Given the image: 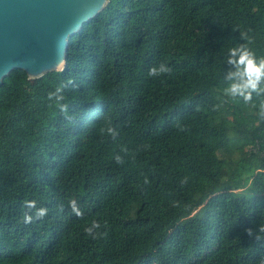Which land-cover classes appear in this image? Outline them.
I'll use <instances>...</instances> for the list:
<instances>
[{
	"label": "trees",
	"instance_id": "obj_1",
	"mask_svg": "<svg viewBox=\"0 0 264 264\" xmlns=\"http://www.w3.org/2000/svg\"><path fill=\"white\" fill-rule=\"evenodd\" d=\"M240 32L264 56V0H110L64 70L8 75L0 264H258L264 237L246 229L264 226V121L224 94ZM160 63L171 73L149 76ZM68 81L62 114L48 93ZM26 201L47 216L24 223Z\"/></svg>",
	"mask_w": 264,
	"mask_h": 264
},
{
	"label": "water",
	"instance_id": "obj_2",
	"mask_svg": "<svg viewBox=\"0 0 264 264\" xmlns=\"http://www.w3.org/2000/svg\"><path fill=\"white\" fill-rule=\"evenodd\" d=\"M110 0H0V87L13 71L30 80L64 70L69 40ZM63 60L60 67L57 62Z\"/></svg>",
	"mask_w": 264,
	"mask_h": 264
},
{
	"label": "clouds",
	"instance_id": "obj_3",
	"mask_svg": "<svg viewBox=\"0 0 264 264\" xmlns=\"http://www.w3.org/2000/svg\"><path fill=\"white\" fill-rule=\"evenodd\" d=\"M239 39L243 41L237 46L228 49L226 57V65L228 66L226 73L223 75L224 81L227 82V87L224 89V94L232 100H240L245 105H250L252 108L257 109V115L264 121V56L257 57L256 53L250 48L252 43L247 32H240ZM63 64V60L57 62L56 67H60ZM172 69L164 63H160L149 69L148 75L151 77H159L164 74L171 73ZM73 83L68 81L67 83L60 84L54 91L48 93V100L55 101L56 106L62 114H67L69 106L63 103L64 95L63 91L68 84ZM254 97L259 100V103L254 102ZM106 127L102 128V133H106L113 139L119 135L117 129L112 126L110 119L105 115L104 120ZM147 145L142 146L141 150H146ZM125 151V150H122ZM126 154V152H125ZM115 162L117 164H123L124 160L121 155L115 156ZM188 179L185 177L181 184H187ZM144 183L147 184L148 180L145 178ZM173 206H179V202H173ZM69 207L71 212L81 217L83 215L80 210L77 201H69ZM25 211L23 215V221L26 224H31L35 221L42 220L47 216L48 210L43 207H37L35 201L25 202ZM59 210L63 211V206H59ZM100 228L98 222H93L90 227L86 229L89 235H93L96 229ZM246 235L257 243L262 241L264 237V226H258L257 228L246 229ZM95 239L96 236L93 235ZM258 264H264V256L260 258Z\"/></svg>",
	"mask_w": 264,
	"mask_h": 264
},
{
	"label": "rangeland",
	"instance_id": "obj_4",
	"mask_svg": "<svg viewBox=\"0 0 264 264\" xmlns=\"http://www.w3.org/2000/svg\"><path fill=\"white\" fill-rule=\"evenodd\" d=\"M225 172H222V173H215V175H222L224 174ZM201 213V212H200Z\"/></svg>",
	"mask_w": 264,
	"mask_h": 264
}]
</instances>
